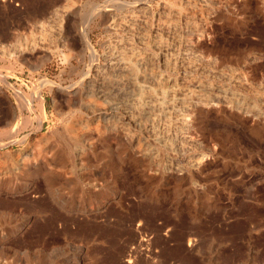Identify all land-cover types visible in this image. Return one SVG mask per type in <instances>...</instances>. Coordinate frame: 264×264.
<instances>
[{"label":"rangeland","instance_id":"obj_1","mask_svg":"<svg viewBox=\"0 0 264 264\" xmlns=\"http://www.w3.org/2000/svg\"><path fill=\"white\" fill-rule=\"evenodd\" d=\"M200 1L0 0V264H264V0ZM173 81L205 90L167 151Z\"/></svg>","mask_w":264,"mask_h":264},{"label":"bare ground","instance_id":"obj_2","mask_svg":"<svg viewBox=\"0 0 264 264\" xmlns=\"http://www.w3.org/2000/svg\"><path fill=\"white\" fill-rule=\"evenodd\" d=\"M183 1V0H182ZM205 1H207V0H205ZM201 1L199 0V2L198 3H200ZM204 2V1H203ZM215 3V2H214ZM133 4V3H132ZM192 4V3H191ZM209 4H210V2H209ZM211 4H212V2H211ZM227 4V3H226ZM234 4V3H233ZM232 4V5H233ZM131 4H129L128 5V7L130 6ZM145 5H146V3H145ZM175 5V4H174ZM187 5V4H186ZM189 5V4H188ZM187 5V6H188ZM207 5V4H206ZM216 5H220V4H216ZM231 5V8L233 7ZM139 6V5H138ZM187 6H185V7H187ZM190 6V5H189ZM202 6H203V4H202ZM205 6V5H204ZM211 6V5H210ZM230 6V5H229ZM235 6V5H234ZM123 7V6H122ZM126 7V6H125ZM215 7V6H214ZM220 7V6H219ZM139 8V7H138ZM141 9H142V7H140ZM191 8H193V7H191ZM203 9H204V7H202ZM209 8H212V6L211 7H209ZM145 9V8H144ZM146 9H147V7H146ZM145 9V10H146ZM202 9V10H203ZM205 9H207V8H205ZM221 9V8H220ZM234 9V8H233ZM133 10V9H132ZM138 10V9H137ZM178 10V9H177ZM184 10H185V8H184ZM186 10H188V9H186ZM193 10V9H192ZM191 10V11H192ZM198 10V9H197ZM210 10H212V9H210ZM124 11H125V9H124ZM143 11V10H142ZM141 11V12H142ZM201 11V10H200ZM222 11V10H221ZM234 11V10H233ZM133 12V11H132ZM140 12V11H139ZM171 12V11H170ZM220 12V11H219ZM223 12V11H222ZM120 13H122V12H120ZM169 12H167V14H168ZM178 13H179V11H178ZM189 13V12H188ZM196 13V12H195ZM200 13V12H199ZM214 13V12H213ZM223 13H225V12H223ZM230 13H232V10H231V12ZM131 14V13H130ZM139 14V13H138ZM142 13H140V15H141ZM144 14V13H143ZM177 14V13H176ZM182 14H184V13H181V15ZM193 14V13H192ZM203 14H204V12H203ZM215 14V13H214ZM217 14V13H216ZM111 15V14H110ZM113 15V14H112ZM170 15V14H169ZM173 15H174V13H173ZM181 15H179V16H181ZM191 15V14H190ZM195 15V14H194ZM196 15H197V13H196ZM202 15V14H201ZM210 15V14H209ZM223 15V14H222ZM127 16V15H126ZM128 16H130V15H128ZM178 16V17H179ZM184 16V15H183ZM205 16V15H204ZM211 16V15H210ZM209 16V17H210ZM216 16V15H215ZM229 16V15H228ZM114 17V16H113ZM123 17V16H122ZM165 17V16H164ZM175 17V16H174ZM173 17V18H174ZM182 17V16H181ZM187 17H189V16H187ZM201 17V16H200ZM112 18V17H111ZM115 18V17H114ZM136 18V17H135ZM138 18V17H137ZM191 18H193V17H191ZM195 18H197L196 16H195ZM211 18V17H210ZM227 18V17H226ZM123 19V18H122ZM125 19V18H124ZM130 19V18H129ZM141 19H142V17H141ZM143 19H145V18H143ZM176 19V18H175ZM174 19V20H175ZM183 19V18H182ZM128 20V19H127ZM169 20V19H168ZM167 20V21H168ZM187 20V19H186ZM191 20V19H190ZM194 21H195V19H193ZM210 20V19H209ZM60 21V20H59ZM58 21V22H59ZM130 21V20H129ZM131 21H133V19L131 20ZM140 21V20H139ZM178 21V20H177ZM176 21V22H177ZM192 21V20H191ZM194 21H193V23H194ZM201 21H203L202 20V18H201ZM200 21V22H201ZM219 21V20H218ZM119 22V21H118ZM142 22V21H141ZM198 22V21H197ZM204 22V21H203ZM114 23H116V21L114 22ZM121 23V22H120ZM127 23V22H126ZM132 23V22H131ZM131 23H129V24H131ZM143 23V22H142ZM160 23V22H159ZM202 23V22H201ZM218 23V22H217ZM58 24H60V22L58 23ZM139 24V23H138ZM192 24V23H191ZM198 25H200V23H197ZM203 24H205V23H203ZM202 24V25H203ZM213 24V23H212ZM119 25H121V24H119ZM142 25V24H141ZM159 25V24H158ZM162 25H164V24H162ZM176 25L178 26V24L176 23ZM175 25V26H176ZM186 25V24H185ZM201 25V26H202ZM108 26H110V24L108 25ZM140 26V25H139ZM160 26H161V24H160ZM172 26V25H171ZM176 26V27H177ZM195 26V25H194ZM209 26V25H208ZM114 27V26H113ZM118 27V26H117ZM116 27V28H117ZM164 27V30H165V25L163 26ZM166 27H167V25H166ZM174 27V26H173ZM183 27V26H182ZM214 27V26H213ZM55 28V27H54ZM139 28V27H138ZM159 28V27H158ZM185 28V27H184ZM188 28H190V27H188ZM203 28H204V26H203ZM61 29V28H60ZM128 29H129V27H128ZM128 29H126V30H128ZM136 29V28H135ZM154 29V28H153ZM195 29V28H194ZM199 29V28H198ZM57 30V29H56ZM55 30V31H56ZM131 30V29H130ZM138 30V29H137ZM152 30V29H151ZM171 30V29H170ZM174 30V29H173ZM179 30V29H178ZM177 31V30H176ZM180 31V30H179ZM185 31V30H184ZM203 31V30H202ZM206 31V30H205ZM62 32V31H61ZM60 32V33H61ZM64 32V31H63ZM132 32V31H131ZM160 32H163L162 30L160 31ZM170 32V31H169ZM186 32V31H185ZM190 32H192V30L190 31ZM189 32V33H190ZM195 32V31H194ZM193 32V33H194ZM207 32H208V30H207ZM130 33V32H129ZM136 33V32H135ZM139 33V32H138ZM172 33H173V31H172ZM180 33V32H179ZM200 33V32H199ZM140 34V33H139ZM153 34V33H152ZM159 34V33H158ZM161 34V33H160ZM159 34V35H160ZM171 34V33H170ZM181 34V33H180ZM192 34V33H191ZM190 34V35H191ZM61 35V34H60ZM141 35V34H140ZM162 35V34H161ZM167 35V34H166ZM172 35H174V33L172 34ZM176 35V34H175ZM150 36V35H149ZM153 37H154V35H152ZM181 36H184V35H181ZM84 37V36H83ZM162 37V36H161ZM170 37V36H169ZM168 37V38H169ZM175 37V36H174ZM174 37H173V39H174ZM180 37V36H179ZM196 36H194V38H195ZM198 37V36H197ZM206 37V36H205ZM82 38V37H81ZM85 38V43L87 44V46H89L90 47V44H89V42H88V40H87V38H86V36L84 37ZM166 38V37H165ZM171 38V37H170ZM176 38V37H175ZM178 38V37H177ZM148 39V38H147ZM151 39V38H150ZM155 39V38H154ZM156 39H157V37H156ZM183 39V38H182ZM199 39H201V38H199ZM82 40V39H81ZM141 40V39H140ZM159 39H157V41H158ZM195 40V39H194ZM197 40V39H196ZM83 41V40H82ZM153 41V40H152ZM81 42V41H80ZM145 42V41H144ZM159 42V41H158ZM169 42V41H168ZM176 42V41H175ZM197 42H199V41H197ZM91 43V42H90ZM137 43V42H136ZM146 43V42H145ZM148 43V42H147ZM170 43V42H169ZM179 43V42H178ZM190 43V42H189ZM193 43H194V41H193ZM202 43V42H201ZM117 44V43H116ZM155 44V43H154ZM188 44V43H187ZM119 45V44H118ZM157 45L158 44H156V48H157ZM173 45V44H172ZM182 45H183V43H182ZM81 46H83V45H81ZM117 46V45H116ZM120 46V45H119ZM126 46V45H125ZM132 46V45H131ZM175 46V45H174ZM177 46V45H176ZM185 46V45H184ZM189 46V45H188ZM198 46V45H197ZM202 46V45H201ZM88 47V48H89ZM110 47V46H109ZM130 47V46H129ZM140 47V46H139ZM143 47V46H142ZM191 47V46H190ZM83 48H84V46H83ZM87 48V49H88ZM114 48V47H113ZM115 48H117V47H115ZM122 48H123V46H122ZM146 48V47H145ZM152 48V47H151ZM155 48V47H154ZM189 48V47H188ZM198 48H199V46H198ZM197 48V50H200V49H198ZM202 48V47H201ZM91 49V48H90ZM110 49V48H109ZM127 49V48H126ZM125 49V50H126ZM129 49V48H128ZM128 49H127V51H128ZM139 49V48H138ZM158 49V48H157ZM173 49H174V47H173ZM196 49V48H195ZM203 49V48H202ZM119 50V49H118ZM131 50H132V47H131ZM188 50V49H187ZM106 51V50H105ZM112 51V50H111ZM123 51V50H122ZM133 51V50H132ZM135 51V50H134ZM173 51V50H172ZM177 51V50H176ZM114 52V51H113ZM121 52V51H120ZM119 52V53H120ZM129 52V51H128ZM163 52V51H162ZM166 52V51H165ZM179 52H181V51H179ZM178 52V53H179ZM188 52V51H187ZM84 53V52H83ZM110 53V52H109ZM117 53V52H116ZM124 53V52H123ZM122 53V54H123ZM127 53V52H126ZM190 53V52H189ZM97 54V53H96ZM106 54V53H105ZM125 54V53H124ZM124 54H123V57H124ZM167 54V53H166ZM103 55H104V52H103ZM113 55V54H112ZM112 55H110L111 57H112ZM116 55H119V54H116ZM121 55V54H120ZM119 55V56H120ZM127 55V54H126ZM131 55V54H130ZM133 55V54H132ZM172 55V54H171ZM178 55V54H177ZM185 55V54H184ZM188 55V54H187ZM95 56V55H94ZM135 56V55H134ZM167 56V55H166ZM91 57H93V56H91ZM106 57V56H105ZM114 57H116L115 55H114ZM118 57V56H117ZM116 57V58H117ZM122 57V58H123ZM180 57V56H179ZM186 57V56H185ZM188 57V56H187ZM151 58V57H150ZM149 58V59H150ZM183 58H184V56H183ZM91 59V58H90ZM98 59V58H97ZM108 59V58H107ZM115 59V58H114ZM139 59V58H138ZM95 60V59H94ZM106 60V59H105ZM105 60H104V62H105ZM146 60V59H145ZM184 60V59H183ZM91 61H92V59H91ZM108 61V60H107ZM109 61H110V59H109ZM147 61V60H146ZM149 62H150V60H148ZM103 62V61H102ZM131 61H129V63H130ZM140 62L141 63H144V62H142L141 60H140ZM185 62H187L186 60H185ZM132 63H133V61H132ZM172 63V62H171ZM181 63V62H180ZM95 64V63H94ZM111 64V63H110ZM119 64V63H118ZM121 64H123V63H121ZM131 64V63H130ZM130 64H127V65H130ZM138 64V63H137ZM145 64V63H144ZM164 64V63H163ZM163 64H161V65H163ZM196 64V63H195ZM88 65V64H87ZM109 65V64H108ZM115 65V64H114ZM124 65V64H123ZM166 65H167V63H166ZM173 65V64H172ZM178 65H179V63H178ZM189 65V64H188ZM204 65V64H203ZM202 65V66H203ZM89 66V65H88ZM91 66V65H90ZM106 66V65H105ZM126 66V65H125ZM135 66V65H134ZM145 66V65H144ZM182 66H184L183 65V63H182ZM196 66V65H195ZM137 67V66H136ZM148 67H149V65H148ZM161 67H163V66H161ZM171 67V66H170ZM179 67V66H178ZM194 67V66H193ZM198 67V66H197ZM96 68V67H95ZM195 68V67H194ZM88 69H89V67H88ZM110 69V68H109ZM117 69H119L118 67H117ZM124 69H125V67H124ZM191 69H192V67H191ZM205 69V68H204ZM114 70V69H113ZM112 70V71H113ZM170 70V69H169ZM172 70V69H171ZM94 71H96V70H94ZM108 71V70H107ZM119 71V70H118ZM124 71H126V69L124 70ZM163 71V70H162ZM195 71V70H194ZM202 71V70H201ZM207 71H209V70H207ZM206 71V72H207ZM91 72V71H90ZM102 72V71H101ZM105 72V71H104ZM115 72V71H114ZM120 72V71H119ZM154 72V71H153ZM169 71H167V73H168ZM181 72V71H180ZM188 72H190V71H188ZM109 73H111L110 71H109ZM174 73V72H173ZM191 73V72H190ZM211 73V72H210ZM218 73V72H217ZM100 74V73H99ZM102 74H104V73H102ZM116 74V73H115ZM123 74H126V73H124L123 72ZM162 74V73H161ZM164 74V73H163ZM169 74V73H168ZM195 74V73H194ZM93 75H94V73H93ZM173 75V74H172ZM216 75V74H215ZM218 75V74H217ZM236 75H237V73H236ZM99 76V75H98ZM103 76V75H102ZM105 76V75H104ZM114 76V75H113ZM183 76V75H182ZM191 76V75H190ZM202 76V75H201ZM207 76V75H206ZM223 76H225V75H223ZM232 76H233V74H232ZM163 77V76H162ZM166 77V76H165ZM174 77V76H173ZM192 77V76H191ZM228 77V76H227ZM236 77V76H235ZM86 78V77H85ZM93 78V77H92ZM136 78V77H135ZM187 78H188V76H187ZM209 78V77H208ZM214 79H215V77H213ZM217 78L219 79L220 77H218L217 76ZM230 78H231V76H230ZM161 79V78H160ZM179 79V78H178ZM177 79V80H178ZM192 79V78H191ZM193 79H194V77H193ZM212 79V78H211ZM226 79V78H225ZM151 80V79H150ZM163 80V79H162ZM169 80V79H168ZM167 80V81H168ZM174 80V79H173ZM209 80V79H208ZM222 80V79H221ZM230 80V79H229ZM234 80V79H233ZM239 80V79H238ZM94 81V80H93ZM98 81V80H97ZM96 81V82H97ZM116 81V80H115ZM120 81V80H119ZM130 81H131V79H130ZM129 81V82H130ZM152 81V80H151ZM157 81V80H156ZM176 81V80H175ZM200 81H202L201 79H200ZM205 81H207V79L205 80ZM219 81V80H218ZM159 82V81H158ZM166 82V81H165ZM208 82V81H207ZM206 82V83H207ZM233 82V81H232ZM240 82H242L241 80H240ZM81 83V82H80ZM102 83V82H101ZM120 83V82H119ZM122 83V82H121ZM139 83V82H138ZM151 83V82H150ZM173 84H174V81L172 82ZM179 83V82H178ZM178 83H176V84H178ZM210 83V82H209ZM211 83H213V82H211ZM223 83V82H222ZM222 83L220 84V85H222ZM237 83V82H236ZM5 84V83H4ZM8 84V83H7ZM79 84V83H78ZM104 84V83H103ZM161 84V83H160ZM165 84V83H164ZM229 84V83H228ZM234 84V83H233ZM72 85H73V83H72ZM82 85V84H81ZM91 85V84H90ZM105 85V84H104ZM115 85V84H114ZM119 85V84H118ZM127 85H130V84H127ZM126 85V86H127ZM138 85V84H137ZM200 85V84H199ZM199 85H195V84H192L191 86H188V87H186V88H184V89H181L180 87H178V86H176L175 84L174 85H171L170 86V89H167V90H165V92H164V94L166 95V93H170L171 95L170 96H172L171 97V100L169 99V101L167 102L168 103V108H170V114H173L174 116H175V119H173L172 121H174L176 124V126H175V128L174 129H172V128H169L170 127V123H171V121H167L166 120V122L167 123H165V126H166V128H161L160 130H158L157 131V135L155 134V141H157L160 145H161V147H162V149H165V150H167V151H174L175 149H176V147H178L176 144H178L179 142H181V139H182V137L180 136V132H181V130L184 128V129H190L191 128V126H192V124L195 122H193V120H194V116H197L198 115V111L200 110V107H201V105H202V100H201V98H200V94H199V92H202V91H204L205 89H202ZM209 85V84H208ZM218 85V84H217ZM71 86V85H70ZM76 86V85H75ZM98 86V85H97ZM121 86V85H120ZM125 86V87H126ZM139 86V85H138ZM140 86H141V83H140ZM185 86H186V84H185ZM212 86V85H211ZM226 86V85H225ZM233 86V85H232ZM88 87V86H87ZM90 87V86H89ZM99 87H101V85L99 86ZM117 87V86H116ZM128 87V86H127ZM130 87V86H129ZM169 87V86H168ZM207 87V86H206ZM210 87V86H209ZM215 87V86H214ZM73 88V87H72ZM93 88V87H92ZM95 88V87H94ZM108 88V87H107ZM112 88V87H111ZM111 88H108L109 90L111 89ZM132 88V87H131ZM167 88V87H166ZM216 88V87H215ZM218 88V87H217ZM224 88V87H223ZM68 89V88H67ZM90 88H88V90H89ZM130 89V88H129ZM163 89V88H162ZM162 89L160 90V91H162ZM225 89H226V87H225ZM228 89V88H227ZM94 90V89H93ZM135 90V89H134ZM169 90V91H168ZM216 90V89H215ZM214 90V91H215ZM221 90V89H220ZM238 90V89H237ZM236 90V91H237ZM68 91V90H67ZM85 91V90H84ZM90 91V90H89ZM113 91H115V90H113ZM118 91V90H117ZM140 91V90H139ZM145 91H146V89H145ZM153 91V90H152ZM209 91H212L211 89L209 90ZM217 91V90H216ZM228 91V90H227ZM86 92V91H85ZM92 92V91H91ZM206 92H208L207 90H206ZM213 92V91H212ZM220 92V91H219ZM222 92V91H221ZM220 92V93H221ZM229 92V91H228ZM239 92V91H238ZM74 93V92H73ZM84 93V92H83ZM99 93V92H98ZM98 93H96L97 95H98ZM101 93V92H100ZM99 93V94H100ZM104 93V92H103ZM118 93V92H117ZM138 93H140V92H137V94ZM144 93V92H143ZM149 93V92H148ZM147 93V94H148ZM153 93V92H152ZM151 93V94H152ZM163 93V92H162ZM161 93V94H162ZM77 94V93H76ZM112 94V93H111ZM160 94V95H161ZM202 94H205V93H202ZM222 94H224V93H222ZM221 94V95H222ZM229 94V93H228ZM240 94V93H239ZM16 95L19 97V98H22L23 96L21 95V93L19 92V91H17L16 90ZM122 95V94H121ZM128 95H130V94H128ZM153 95V94H152ZM160 95H158L159 97H160ZM215 95V94H214ZM225 95V94H224ZM234 95V94H233ZM36 96V95H35ZM39 96V95H38ZM106 96V95H105ZM127 96V95H126ZM131 96V95H130ZM156 96V95H155ZM209 96V95H208ZM103 97V96H102ZM111 97V96H110ZM120 96H118V98H119ZM199 97V98H198ZM202 97V96H201ZM234 97V96H233ZM237 97V96H236ZM238 97H239V95H238ZM108 98H109V96H108ZM139 98H140V96H139ZM204 98V97H203ZM207 98V97H206ZM209 98V97H208ZM222 98V97H221ZM221 98H219V99H221ZM146 99V98H145ZM162 99V98H161ZM205 99V98H204ZM224 99V98H223ZM239 99V98H238ZM242 99V98H241ZM244 99V98H243ZM37 100V99H36ZM218 100V99H217ZM39 101V100H38ZM42 101H43V99H42ZM87 101V100H86ZM98 101V100H97ZM134 101V100H133ZM153 101V100H152ZM216 101V100H215ZM227 101V100H226ZM149 102V101H148ZM217 102V101H216ZM229 101H227L226 103H228ZM240 102V101H239ZM95 103H96V101H95ZM151 103V102H150ZM221 103V102H220ZM40 104V103H39ZM42 104V103H41ZM148 104V103H147ZM209 104H211V103H209ZM219 104V103H218ZM217 104V105H218ZM125 105V104H124ZM149 105V104H148ZM212 105V104H211ZM226 104H224V106H225ZM239 105V104H238ZM152 106V105H151ZM150 106V107H151ZM156 106V105H155ZM214 106V105H213ZM234 106V105H233ZM207 107V106H206ZM222 107V106H221ZM136 108H137V106H136ZM203 108V107H202ZM208 108V107H207ZM130 109V108H129ZM135 109V108H134ZM151 109V108H150ZM160 109V108H159ZM158 109V110H159ZM162 109V108H161ZM214 109V108H213ZM239 109V108H238ZM244 109V108H243ZM139 110V109H138ZM157 110V109H156ZM209 110V109H208ZM214 110H216V108L214 109ZM226 110H227V108H226ZM231 110H232V107H231ZM242 110V109H241ZM112 111V110H111ZM133 111V110H132ZM136 111V110H135ZM147 111V110H146ZM207 111V110H206ZM205 111V112H206ZM220 111V110H219ZM243 112H244V110H242ZM98 112V111H97ZM101 112V111H100ZM155 112V111H154ZM153 112V113H154ZM169 112V111H168ZM198 112V113H197ZM150 113H151V111H150ZM162 113V112H161ZM166 113V112H165ZM217 113H218V111H217ZM101 114V113H100ZM167 114V113H166ZM169 114V113H168ZM110 115V114H109ZM120 115V114H119ZM141 115V114H140ZM159 115V114H158ZM93 116V115H92ZM99 116V115H98ZM114 116V115H113ZM117 116V115H116ZM123 116H125V115H123ZM166 116V115H165ZM169 116H171V115H169ZM110 117V116H109ZM112 117V116H111ZM115 117V116H114ZM132 117H134V116H132ZM137 117V116H136ZM36 118V117H35ZM35 118H34V122H36L35 121ZM118 119V118H117ZM136 119V118H135ZM163 119V118H162ZM39 120V119H38ZM41 120V119H40ZM76 120V119H75ZM116 120V119H115ZM169 120V119H168ZM44 121V120H43ZM94 121H95V119H94ZM99 121H100V119H99ZM112 121V120H111ZM161 121V120H160ZM40 122H42V121H40ZM113 122H114V120H113ZM156 123H158L157 121H155ZM38 123V122H37ZM44 123V122H43ZM42 123V124H43ZM76 123V122H75ZM97 123V122H96ZM98 123H100V122H98ZM116 123V122H115ZM115 123H113V124H115ZM131 123V122H130ZM154 123V122H153ZM152 123V124H153ZM112 124V123H111ZM111 124H110V126H111ZM117 124H119V123H117ZM124 124V123H123ZM123 124H122V126H123ZM132 124V123H131ZM130 124V125H131ZM37 125V124H36ZM40 125V124H39ZM38 125V126H39ZM75 125V124H74ZM103 125V124H102ZM108 125H109V123H108ZM107 125V126H108ZM151 125V124H150ZM158 125V124H157ZM42 126V125H41ZM104 126H106V125H104ZM153 126V125H152ZM151 126V127H152ZM101 127V126H100ZM109 127V126H108ZM119 127V126H118ZM131 127V126H130ZM148 127V126H147ZM155 127H157V126H155ZM199 127V126H198ZM160 128V127H159ZM102 129V128H101ZM136 129V128H135ZM151 129V128H150ZM181 129V130H180ZM201 129V128H200ZM36 130H37V128H36ZM142 130V129H141ZM153 130V129H152ZM155 130V129H154ZM157 130V129H156ZM180 130V131H179ZM193 130V129H192ZM112 131V130H111ZM121 131V130H120ZM129 131V130H128ZM150 131V130H149ZM200 131V130H199ZM34 132H35V129H34ZM101 132V131H100ZM123 132H124V130H123ZM125 132H127V131H125ZM131 132V131H130ZM134 132H135V130H134ZM137 132V131H136ZM184 132H185V130H184ZM189 132V131H188ZM39 133V132H38ZM113 133H117V132H113ZM112 133V134H113ZM119 133V132H118ZM192 133V132H191ZM37 133H35V135H36ZM85 134H88L87 132L85 133ZM90 134V133H89ZM128 134V133H127ZM131 134V133H130ZM134 134V133H133ZM196 134H197V132H196ZM47 135V134H46ZM101 135V134H100ZM121 135V134H120ZM124 135H126L125 133H124ZM135 135V134H134ZM134 135H132L131 137H133L134 138ZM151 135H153V134H151ZM191 135V134H190ZM43 136V135H42ZM42 136H40V137H42ZM122 136V135H121ZM120 136V137H121ZM127 136V135H126ZM191 136H194V134L193 135H191ZM86 137H89L88 135H86ZM85 137V138H86ZM93 137V136H92ZM130 137V136H129ZM20 138V137H19ZM18 138V139H19ZM99 138V137H98ZM106 138V137H105ZM138 138V137H137ZM184 138V137H183ZM36 139V138H35ZM90 139V138H89ZM120 139V138H119ZM130 139V138H129ZM146 139V138H145ZM148 139V138H147ZM22 140V139H21ZM95 140V139H94ZM99 140V139H98ZM153 140H154V138H153ZM187 140V139H186ZM20 141V140H19ZM39 141V140H38ZM118 141V140H117ZM128 141V140H127ZM189 141V140H188ZM187 141V142H188ZM7 142V141H6ZM16 142H18V140L16 139V137H12V139L9 141V143H7L8 145H13V144H15ZM33 142V141H32ZM95 142V141H94ZM120 142V141H119ZM183 142V141H182ZM186 142V141H185ZM3 143V142H2ZM19 143V142H18ZM96 143V142H95ZM118 143V142H117ZM150 143V142H149ZM193 142H191V143H189L190 145L192 144ZM6 144V145H7ZM114 144V143H113ZM126 144V143H125ZM136 144V143H135ZM134 144V145H135ZM145 144V143H144ZM181 144V143H180ZM5 144H1L0 143V148L1 147H3ZM115 145V144H114ZM128 145V144H127ZM132 145V144H131ZM179 145V144H178ZM85 146V145H84ZM119 146V145H118ZM196 146V145H195ZM129 147V146H128ZM140 147V146H139ZM142 147V146H141ZM188 147V146H187ZM194 147V146H193ZM30 148V147H29ZM127 148V147H126ZM133 148V147H132ZM135 149H136V146L134 147ZM137 148H138V146H137ZM179 148H180V146H179ZM192 148V147H191ZM190 148V149H191ZM31 149V148H30ZM128 149V148H127ZM134 149V150H135ZM151 149H153L152 147H151ZM188 149V148H187ZM79 150V149H78ZM91 150V149H90ZM133 150V149H132ZM185 150V149H184ZM195 150V149H194ZM29 151V150H28ZM148 151H149V149H148ZM155 151V150H154ZM180 151H182V150H180ZM78 152V151H77ZM130 152V151H129ZM132 152V151H131ZM188 152V151H187ZM23 153V152H22ZM25 153V152H24ZM126 153V152H125ZM134 153V152H133ZM175 153H178V151L176 150V152ZM174 153V154H175ZM32 154V152H29V154H26V155H31ZM64 154V153H63ZM90 154V153H89ZM132 154V153H131ZM136 154V153H135ZM173 154V155H174ZM181 154H183V153H181ZM185 154V153H184ZM22 155V154H21ZM57 155V154H56ZM83 155H84V149H81L80 148V151L78 152V154H76V156H77V159H79L80 161H83L84 159V157H83ZM163 155V154H162ZM186 155H187V153H186ZM195 155V154H194ZM193 155V156H194ZM19 156V155H18ZM70 156V155H69ZM74 156V155H73ZM75 156V157H76ZM132 156V155H131ZM130 156V157H131ZM147 156V155H146ZM180 156V155H179ZM183 156V155H182ZM193 156H191V157H193ZM59 157V156H58ZM64 157H65V155H64ZM145 157V156H144ZM150 157V156H149ZM149 157H148V159H149ZM152 157H154V155L152 156ZM157 157V156H156ZM155 157V158H156ZM181 157V156H180ZM163 158V157H162ZM167 158V157H166ZM189 158V157H188ZM187 158V159H188ZM196 158H198V157H196ZM67 160H68V158H66ZM72 159V158H71ZM76 159V158H75ZM151 159V158H150ZM153 159V158H152ZM170 159V158H169ZM178 159V158H177ZM186 159V158H185ZM144 160V159H143ZM154 160V159H153ZM179 160V159H178ZM183 160V159H182ZM181 160V161H182ZM189 160V159H188ZM188 160H186V162L188 161ZM50 161V160H49ZM60 161V160H59ZM64 161V160H63ZM149 161V160H148ZM172 161V160H171ZM170 161V162H171ZM193 161V160H192ZM16 162V161H15ZM70 162V161H69ZM76 162V161H75ZM86 162V161H85ZM150 162V161H149ZM174 162V161H173ZM50 163H51V161H50ZM53 163V162H52ZM196 163V162H195ZM44 164V163H43ZM76 164V163H75ZM79 164V163H78ZM77 164V165H78ZM161 164V163H160ZM168 164V163H167ZM170 164V163H169ZM174 164V163H173ZM177 164V163H176ZM184 165H185V163H183ZM21 165V164H20ZM33 165V164H32ZM70 165H71V163H70ZM76 165V166H77ZM178 165V164H177ZM182 165V164H181ZM183 165V166H184ZM191 165V164H190ZM190 165H188V166H190ZM198 165H200V164H198ZM197 165V167H199ZM61 166V165H60ZM169 166V165H168ZM78 167V166H77ZM80 167V166H79ZM175 167V166H174ZM177 167V166H176ZM81 168V167H80ZM82 168H84V167H82ZM160 168V167H159ZM183 168V167H182ZM192 168V167H191ZM193 168H195V166L193 167ZM192 168V169H193ZM2 169V168H1ZM22 169V168H21ZM170 169V168H169ZM174 169V168H173ZM28 170H29V168H28ZM37 170V169H36ZM35 170V171H36ZM47 170V169H46ZM178 170V169H177ZM180 170H182L181 169V167H180ZM184 170H185V167H184ZM184 170H182V171H184ZM171 171V170H170ZM176 171V170H175ZM9 172V171H8ZM42 172V171H41ZM172 173H173V171H171ZM29 173V172H28ZM180 173V172H179ZM186 174V173H185ZM177 175V174H176ZM1 176V175H0ZM188 176V175H187ZM2 177V176H1ZM47 181V180H46ZM1 183H2V181H1ZM0 183V184H1ZM5 184V183H4ZM36 187V186H35ZM2 200V199H1ZM5 200V199H4ZM4 203V202H3ZM1 206V205H0ZM4 206H6V205H4ZM7 208V207H6ZM4 218V217H3ZM3 232V231H2ZM4 233V232H3ZM6 235V234H5ZM5 237V236H4ZM4 240V239H3ZM142 243V242H141ZM3 244V243H2ZM130 262H127V264H129Z\"/></svg>","mask_w":264,"mask_h":264}]
</instances>
